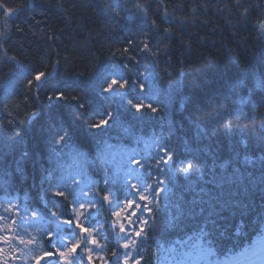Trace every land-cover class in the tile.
<instances>
[{
  "label": "trees",
  "instance_id": "16d2710c",
  "mask_svg": "<svg viewBox=\"0 0 264 264\" xmlns=\"http://www.w3.org/2000/svg\"><path fill=\"white\" fill-rule=\"evenodd\" d=\"M2 2L22 10L10 17L4 41L18 61L0 62V207L13 202L18 213L36 214L46 225L43 251L81 237L74 225L60 223L75 219L81 187L97 198L80 222L101 233L105 257L117 250L111 264H119L120 236L101 196L113 187L114 202L129 198L124 179L135 160L164 189L137 249L146 264L165 263L166 250L179 243L177 252L201 241L210 255H233L264 234V33L253 24L264 14V0H240L252 6L247 19L236 0ZM4 14L0 8V32ZM153 20L157 27L150 30ZM127 38L149 40L157 55L134 49L136 61L119 54L114 61L111 53ZM39 70L53 72L36 99L26 81ZM112 78L129 83L105 92ZM58 93L77 99H56ZM174 97L180 107L172 106ZM140 101L159 111L137 112L132 104ZM109 113L108 125L91 127ZM139 117L152 120L159 139L137 130ZM230 120L233 127L225 129ZM161 146L172 160L157 169ZM188 162L194 168L184 174Z\"/></svg>",
  "mask_w": 264,
  "mask_h": 264
},
{
  "label": "snow or ice",
  "instance_id": "6c2138e0",
  "mask_svg": "<svg viewBox=\"0 0 264 264\" xmlns=\"http://www.w3.org/2000/svg\"><path fill=\"white\" fill-rule=\"evenodd\" d=\"M236 6L237 8H242L243 11L241 15L247 19V17L251 14L252 6L244 7L240 0H236ZM135 8L139 9L142 13L147 12V9H145L142 5L137 4L134 6ZM258 7V6H257ZM0 8H3L5 11V14L3 15L4 23L6 26V31L0 32V49H3L4 55L0 56V62H3L6 59L11 61H18L17 57L15 55L9 56L7 53V48L4 45V41L8 38V35L10 34V17L13 15V13H17L22 10L20 7H9L6 6L2 0H0ZM115 10V9H113ZM195 12V9H193ZM167 16V13L164 14ZM39 23V21H37ZM253 24L255 27L258 28L259 32L264 33V14L257 17L256 20L253 21ZM157 27L156 21L153 20L151 24L149 25L150 30H154ZM17 31H23L22 29L17 28ZM166 33L169 31L168 29L164 30ZM137 50L140 53H149L151 56L155 57L157 55L156 52H153L150 46L149 40H143L138 41L135 38H127L125 46L120 49H116L115 52L111 53V57L115 61L117 54H119L120 58L127 57L128 59H131L133 61L137 60V56L133 54V50ZM59 61L52 65L53 71L59 66ZM127 67V66H126ZM52 71V72H53ZM52 72L39 70L35 71L34 75H31L30 78L27 79L26 84L27 88L29 90L33 89V86H35V90L32 92V95L36 97V99H39V93H38V87L40 83L50 76ZM128 80L123 79L119 80L116 78H112L106 85V87L103 89L105 92H112L114 89H125L128 85ZM144 86L141 85V88ZM236 96L240 95V90L238 89L235 93ZM53 97L50 95L48 99H52ZM56 99H65V98H71V99H77V97L74 96H65L64 93H58L56 94ZM28 97L25 98V106H27L28 103ZM131 103V101H129ZM83 107V106H82ZM132 107L137 111L141 112L145 109L156 113L159 111L157 107H155L151 103H145L144 101H140L138 103L132 104ZM34 111L30 113L31 115H34ZM111 119V113L103 119L97 120L95 123L91 125L93 128H100L108 125L109 121ZM9 125H12V121H8ZM225 129H231L233 127V121H226L223 125ZM60 140L63 139V137L59 138ZM160 155L155 158L156 164L155 168L159 169L163 165H167L172 160V154L168 151L166 147H160L159 150ZM134 164L140 165V160L133 161ZM194 168V165L191 162H188L184 164L180 171L184 174H188L190 171H192ZM129 172H131V169H129ZM75 183V181H73ZM154 184H160V181H154ZM131 189L133 192L138 194V201L134 199H127L123 202L122 205L118 206L117 210H114L112 212L113 216V226L118 230V233L120 235V238L123 239V243L119 244V250L122 252V255L119 259V264H146V261L143 257L139 256L137 254L138 244L137 240H139L142 237V234L145 233L146 230H148V217L154 216L155 211L159 207V197L160 194L164 191L163 187H156L155 191L153 193V185L148 184L143 187L140 185L133 183L131 184ZM95 192L97 194H100L99 189H95ZM55 195L58 197H63L65 199L68 198V194L63 191L56 190ZM101 199L104 203L113 205V200L111 193L109 191L103 192V195L101 196ZM95 207L94 203H88V204H79L78 207H75L73 211L75 212V219H67V220H60L61 224H67V225H74L76 229H79V232L81 234V237L76 239L73 242H70L67 246L64 248H59L55 243H52L50 250H44L41 251L39 255H36L33 257L35 264H47V261L56 259L57 264H75V262L78 260L83 262L85 259L87 261V264H96V261L99 260L101 264H111V259L116 257L117 250L113 249L111 250V257L107 258L105 256H100L99 253L93 252V248L91 247H84L85 243H90L93 246L103 248V245H99L98 241L96 239V236L93 235V230L91 228L85 227L84 224H82L81 217L84 215L85 209H92ZM4 211L6 213H11L16 211L18 214V210L13 207L5 208ZM139 214V215H138ZM58 217V214H56ZM32 218H36V214H31ZM4 217L0 216V219H3ZM59 218V217H58ZM16 224L15 220H12V223L9 225H6V228H11ZM40 231L39 229L37 230ZM87 237V239H85ZM14 239L11 235H5L0 236V241H2L5 244H8L10 241ZM15 239L19 240V243L21 245H24V247L28 248L31 246V248L39 249L40 247V241L37 239V237H31L27 240H25L23 237H15ZM53 234L48 233V241H52ZM83 249V256L80 255V250ZM10 250V249H9ZM0 255L4 256L3 264H9V259L15 260L16 256H8V251L5 250V248L0 247Z\"/></svg>",
  "mask_w": 264,
  "mask_h": 264
},
{
  "label": "rangeland",
  "instance_id": "374dc122",
  "mask_svg": "<svg viewBox=\"0 0 264 264\" xmlns=\"http://www.w3.org/2000/svg\"><path fill=\"white\" fill-rule=\"evenodd\" d=\"M130 167H133L134 169L132 172L124 179V181H127L128 187L130 190H126V195L129 192V198L128 199H139L138 194L133 192L131 189V184L136 183L140 185L141 187L152 184L153 185V193L155 191V188L158 187V184H154V181H157L156 178H152L151 175L153 174V171H147L146 167L144 165H136L133 163L129 164ZM124 169V168H121ZM145 179V180H144ZM146 181V182H145ZM86 186L85 184H83ZM83 187V186H82ZM113 187L110 189L111 196L115 194L113 191ZM77 196L74 197V202L76 203L77 207L79 204H88L92 203L93 199H96L97 197L93 196V198L90 197L89 191L85 189H81V187L78 189ZM125 201V200H124ZM114 202L113 205H111L112 210H117L118 206L122 205L123 202ZM13 207L17 209L14 206V203H8L6 206L0 207V216L4 217L3 219H0V236L5 235H11L14 237L12 241H10L8 244L3 243L0 241V247L5 248L6 251H8V256H16L17 258L15 260L9 259V264H35V261L33 259L34 256L39 255L41 251L45 248V246H42L43 238L44 236V230L46 231V225L44 226L43 222L40 221L37 217L32 218L29 215H23L21 213H16V211L11 213H6L4 211L5 208ZM18 210V209H17ZM92 209H85L84 215L81 217V220L85 218L86 215L91 214L90 211ZM17 214V215H16ZM20 217H19V216ZM139 215V214H138ZM150 217L147 219L149 220ZM12 220L16 221V224L12 226L11 228H6V225H9L12 223ZM28 221V222H27ZM58 221V220H57ZM27 222V226L25 229V224ZM22 225V226H20ZM44 227H43V226ZM40 230L39 232L37 230ZM146 233V231H145ZM145 233L142 234V237L137 240V244L139 247L143 245L144 239H145ZM93 234L96 236V239L98 241L99 245H103V239L101 236V233L98 234L95 233V230H93ZM119 235V233H118ZM23 237L25 240L31 238V237H37V239L40 241V247L39 249H34L29 246L28 248L24 247V245H21L19 243L18 239H15V237ZM120 236V235H119ZM87 239V237H85ZM74 240H67V239H59L58 243H56L57 247L64 248L67 246L70 242H73ZM123 239L120 238V244L123 243ZM201 242V241H199ZM195 243L193 245H190V248L186 250L185 253L177 252L176 247L180 244H178L175 248L171 246L170 250H166L165 254L169 255V252L171 251L172 255L171 258L168 259L167 262L161 263V264H200L202 260L208 259V256L210 255L209 249L206 247V244L201 243ZM188 244V242H187ZM186 244V245H187ZM84 247H91L93 248V252L99 253L100 256H104L103 248L96 247L91 245L90 243H85ZM138 247V248H139ZM189 247V246H188ZM10 249V250H9ZM137 251V250H136ZM263 253L264 255V241L259 242L255 245H253L250 249L247 255L252 258H255L256 262L254 264H264V257L261 255ZM80 255H83V249L80 250ZM244 255V254H243ZM180 256V257H177ZM4 256L0 255V264H3ZM205 261H203L201 264H204ZM244 259L237 260H230L226 261L224 264H238L239 262H242ZM52 264H57V260L53 262ZM75 264H87V261L85 259V262H81L78 258V260L75 262ZM96 264H101L99 260L96 261Z\"/></svg>",
  "mask_w": 264,
  "mask_h": 264
},
{
  "label": "bare ground",
  "instance_id": "6f19581e",
  "mask_svg": "<svg viewBox=\"0 0 264 264\" xmlns=\"http://www.w3.org/2000/svg\"><path fill=\"white\" fill-rule=\"evenodd\" d=\"M152 83L154 84V83H156V81L154 80V81H152ZM150 91H151V89H150ZM166 98H167L166 96H162V100H166ZM172 104H173L172 106L180 107L181 101L177 97H174L172 99ZM151 123H152V120H150L148 117H139L137 119V130L139 132H141L142 134H146L149 136L151 134V135L155 136L156 139H159L160 136L157 135L156 133H154V130L151 127ZM188 241H189V239H188Z\"/></svg>",
  "mask_w": 264,
  "mask_h": 264
}]
</instances>
